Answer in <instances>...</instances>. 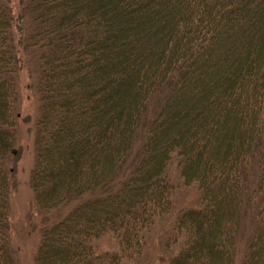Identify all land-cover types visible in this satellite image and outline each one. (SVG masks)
Returning <instances> with one entry per match:
<instances>
[{
    "label": "trees",
    "instance_id": "trees-1",
    "mask_svg": "<svg viewBox=\"0 0 264 264\" xmlns=\"http://www.w3.org/2000/svg\"><path fill=\"white\" fill-rule=\"evenodd\" d=\"M32 93L36 264H264V0H0V264Z\"/></svg>",
    "mask_w": 264,
    "mask_h": 264
},
{
    "label": "rangeland",
    "instance_id": "rangeland-1",
    "mask_svg": "<svg viewBox=\"0 0 264 264\" xmlns=\"http://www.w3.org/2000/svg\"><path fill=\"white\" fill-rule=\"evenodd\" d=\"M37 111L38 101L36 95L33 94L25 99L21 108L22 116L18 121L20 134L18 133L17 156L11 163V166L15 168L14 188L9 207L10 244L14 264H36V253L44 229L63 218L71 208L68 205L59 209L44 210L40 209L35 202L31 179L35 162L33 122L37 117ZM171 173L177 186L175 210L198 204L196 188L183 184L178 177L179 170L176 163L171 166ZM173 221L174 213L166 221H162L150 230L144 251L134 264H160L165 254L164 238L166 233L172 229ZM101 242L104 250L112 251L117 248L114 240L105 238ZM237 264H239L238 261Z\"/></svg>",
    "mask_w": 264,
    "mask_h": 264
}]
</instances>
